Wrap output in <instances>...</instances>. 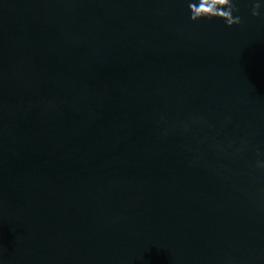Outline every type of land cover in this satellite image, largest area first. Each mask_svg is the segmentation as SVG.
Wrapping results in <instances>:
<instances>
[{"label":"water","instance_id":"95a60500","mask_svg":"<svg viewBox=\"0 0 264 264\" xmlns=\"http://www.w3.org/2000/svg\"><path fill=\"white\" fill-rule=\"evenodd\" d=\"M0 264H264V0H0Z\"/></svg>","mask_w":264,"mask_h":264}]
</instances>
